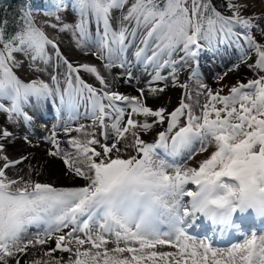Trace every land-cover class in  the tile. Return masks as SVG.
<instances>
[{"label": "snow or ice", "instance_id": "6c2138e0", "mask_svg": "<svg viewBox=\"0 0 264 264\" xmlns=\"http://www.w3.org/2000/svg\"><path fill=\"white\" fill-rule=\"evenodd\" d=\"M247 6L226 0L231 15H224L212 0H54V10L45 12L53 18L46 26L70 33L76 49L99 60L109 74L122 69L113 80L131 83L127 52L135 44V63L152 70L148 86L138 88L137 95L112 90L96 65L70 61L30 11L21 13L8 38L0 28V113L9 123L15 118L31 125L33 117L25 109L48 101H58L69 114L83 105L91 120L64 127L74 151L61 148L55 130L46 138L52 145L47 154L63 161L66 174L84 181L71 187L33 180L31 171L27 180L10 177L8 171L28 157L11 160L4 154L16 134L0 127V264H22L30 249L42 256L23 264H264V234L245 235L240 243L217 249L180 227L197 212L196 190L202 186L214 185L218 200L225 202L235 197L237 186L243 190L254 183L264 191V43L252 34L264 37V25L262 17L241 12ZM69 10L72 23L60 16ZM233 37L242 38L247 48L230 71L247 64L255 76L238 81L225 95L223 89L207 88L193 64L201 51H214L218 38ZM250 53L254 63H248ZM25 61L36 78L25 81L17 74ZM185 68L187 79L197 82L196 95L207 97L203 105L197 101L199 114L185 98L170 112L146 105L169 80L191 100L189 84L179 80ZM81 72L100 87L86 83ZM159 82L164 86H153ZM162 125L153 142L142 138L141 133ZM72 132L79 135L72 137ZM24 140L31 142L27 135ZM212 142L215 150L198 166H188ZM189 183L195 190L186 187ZM29 229L36 231L29 235ZM109 243L115 247L109 249ZM157 246L176 251L158 252ZM64 253L70 254L67 259Z\"/></svg>", "mask_w": 264, "mask_h": 264}, {"label": "rangeland", "instance_id": "374dc122", "mask_svg": "<svg viewBox=\"0 0 264 264\" xmlns=\"http://www.w3.org/2000/svg\"><path fill=\"white\" fill-rule=\"evenodd\" d=\"M234 3L237 4H247V8H241V12L244 15H253V14H258V16L262 17V19L259 21L261 23V25H264V0H233ZM256 7H259L261 9L258 10L256 9ZM258 10V11H256ZM257 12V13H256ZM114 16L119 15V11H115L113 13ZM60 16L69 23L74 22L75 20V16L73 15V13L69 10L68 12H60ZM33 19L34 22L36 23L37 26L44 28V31L49 35V37L53 38V39H57L58 43H59V47L62 50V53L70 60L75 62L76 64H80V63H90L93 65H96L99 70L101 71L102 75L105 76V72L102 66V63L99 60H96L95 58H88L87 55H83L81 51H78L72 41V37L71 34L68 32L65 33H57L55 30H53L50 27H47L45 24V21L51 20L53 19L52 17L46 16L45 13H37L33 15ZM113 23H115V21H113ZM239 30V29H238ZM253 36L255 37V39L258 42L264 43V37H262V35L259 32H253L252 33ZM136 43H139V41L137 40ZM203 44V42H201ZM247 48V45L245 44L244 40L241 39H237L235 37L233 38H226V39H219L217 40V42L214 45V51L209 52V51H201L200 55L198 56V59H204L202 60V63H204V61L208 64H210L209 66L200 63L198 66L199 69V80L202 81L207 88H211L214 91L219 90V89H223V93L222 94H229L228 90L230 89L231 86H234L237 84L238 81H243V82H247L248 79L253 78L255 76V73L248 67L247 64H241L240 67L238 69H236L235 71H230V69L233 68L234 65H236L237 63H239V58L243 53V50ZM135 51V44L129 48L128 52H127V57L130 61H132L131 64V68L130 70L133 72V69H137V70H142L141 74L137 75V72H133V77H135L136 75L139 76V80L143 79L145 80V83H137L136 85H133L132 82L131 83H127L125 82L124 79H122V82H114L109 80V82L112 85V90L114 86L120 87V90L118 91L119 93L122 94H127V95H137V89L138 88H146L148 86V82L150 81V77H148V75L152 74V70L151 68H149L147 71H145L144 67L140 64L135 63V58L133 56V52ZM147 55H151V48L149 49ZM20 58V57H18ZM232 60V61H231ZM90 61V62H89ZM255 61V55L254 53H250V59L248 61V63H254ZM216 64L218 70H216L215 68H212V64ZM27 61H25V66L21 67L20 69H17V74L20 76L21 79L28 81L31 79L36 78L37 74L36 73H29L27 71ZM204 69V70H203ZM150 70V71H149ZM184 70H187V68H185ZM183 70V71H184ZM203 70V72H202ZM209 71L210 74H203L205 73V71ZM49 71H51V69H49ZM61 72H63V69H60ZM122 71V69L117 68V73H120ZM144 72H148V74H144ZM162 74L166 75L167 74V70H164L162 72ZM227 74V75H231L233 79H235V81H231V80H226V81H221L219 83L216 82V80L218 79V77ZM239 74V78H234L235 75ZM264 74V73H261ZM40 78L44 79L45 81L49 80V77L47 75L44 74H39ZM238 77V75L236 76ZM139 80H134L132 79V81H137L140 82ZM180 80V77H179ZM185 82H187L189 84V89L187 91H190L191 93V100H188L185 97V89H182V98H185V102L190 103L192 105L193 111L196 114H199L201 111V108L198 106L197 101H199V105H203L206 102V95H200L197 96L196 93L198 91V85L197 82L195 80H186ZM92 86H94L95 84H92ZM96 85H99L98 81H96ZM153 86H164L163 82H159ZM170 86H173L171 84V81L169 80L167 83L166 88H169ZM98 87V88H99ZM173 88V87H172ZM179 89V86H176V90ZM115 91V90H114ZM7 102V101H6ZM58 102V101H56ZM5 103V102H4ZM59 103V102H58ZM220 105H218L219 107ZM46 107H49V112L51 113V107L52 108H56L55 106V102L53 101H48L46 103L41 104L40 106H35L34 104L32 106H29L25 109V111H27L28 113H33L34 111H40L41 113H45L46 111ZM130 110V109H129ZM60 113L62 114L61 110ZM86 120L87 122L85 123H80L77 126L83 124V125H89L91 124V120L89 119L88 116H86ZM13 123H9L8 121V117L6 113H0V127L2 126H6L8 127L10 130H12L13 132H15L16 136L14 138V142L12 143H7L6 147H5V151L4 154L7 155L9 157V159L11 160H15L18 159L21 156H27L28 159L25 160L22 164L17 165L16 168L10 169L8 171V175L10 177H18V176H23L25 180L28 179V174L31 171L32 172V179L33 180H37L41 183H49V184H53L57 187H71V186H79V185H83L84 181L82 179L79 178H74L72 175L66 174V167L63 164V161L60 158H55V157H51L49 156L50 160H54L58 162V164L61 165V169L58 170L59 171V175L61 176L63 179H67V182L62 181V178L60 179V177H57L55 179H51V178H47L45 175L42 174L41 172V166L38 168L37 165L38 163H44L45 161H41L37 160L39 157L38 156H30V155H25L24 152L17 150V146L20 145V142L18 141V139L24 140L25 134H22L21 129L23 128L24 123L23 122H15V118ZM74 122V121H72ZM71 120L69 119V123H72ZM77 123V122H76ZM54 126V125H53ZM66 126V124L64 125V127ZM75 126V127H77ZM63 125L60 128L55 127V131L56 133L61 132L64 130ZM74 127V128H75ZM60 130V131H59ZM89 131H92V129H88ZM98 131V129H97ZM79 134H77L76 132H72L70 134V136L75 137ZM29 137L30 140H42V150H45L48 152L49 150L52 149V145L48 142V140L46 138H44L42 135H35V134H28L27 135ZM48 138V137H47ZM69 137L65 135V133L63 132L62 134H57V139L59 141H61V148H64L66 150L69 151H74V149H69L68 145L66 143L67 139ZM132 137L129 135L128 136V141H131ZM215 150V145L214 142L209 143L206 147V151L203 153H198L197 155H195V157L189 162L188 166H198L199 162L202 161L203 159H206L212 151ZM48 155V154H47ZM3 164V161L0 160V165ZM46 164V162L44 163ZM29 165H31L32 167L30 168ZM169 172H171V169H169ZM37 173H39V175H37ZM41 173V174H40ZM22 184H18L15 187H22ZM188 189L190 190H195V185L192 184H188L186 186ZM185 201H187V198H185ZM240 215L245 216L247 215V220L243 221L241 219V217H234L235 215ZM195 215H199V212H196L194 214V219L192 221H183V223L180 224V227H182L185 231V234L192 237L195 240H204L207 241L208 245L212 248H217V249H221V248H228L231 247L233 244L236 243H240L243 239V237L245 235H250L252 233H256L257 235L259 234H264V216H257L256 214L254 215V212L251 209H247V210H241V209H235L233 211V215L230 221L228 222H221L218 223V225L214 224L213 226H203L201 228V222L202 221H207L205 220L206 218H199L196 217ZM253 216H257L260 217L258 218L259 220L253 219ZM251 222V223H249ZM189 223V224H188ZM192 226H191V225ZM36 230L35 229H29V235H31L32 233H34ZM54 247V242L53 245ZM123 246V245H121ZM75 247V245H73V248ZM85 248L90 247L89 245H84ZM107 247L109 249L115 247L114 244L109 243L107 245ZM33 250L30 249L29 250V255L25 256L23 258V260H27V261H32L35 259H38L42 256L41 253H37V255H32L31 252ZM156 251L158 252H163V251H169V252H175L176 249L174 248H170L167 246H157ZM66 259L67 257L70 255L69 253H64L62 254ZM124 256H129V254L127 252L123 253ZM74 259V257H73ZM23 260H22V264H23ZM14 264V262H13Z\"/></svg>", "mask_w": 264, "mask_h": 264}, {"label": "bare ground", "instance_id": "6f19581e", "mask_svg": "<svg viewBox=\"0 0 264 264\" xmlns=\"http://www.w3.org/2000/svg\"><path fill=\"white\" fill-rule=\"evenodd\" d=\"M256 9L260 10L261 9L259 7H256ZM256 10V11H258ZM257 13V12H256ZM258 15V14H257ZM88 58L92 59L94 57L87 55ZM202 60L204 59H198L195 62V64H193L194 67H198L197 65H199L200 63H202ZM135 61V60H134ZM90 62V61H89ZM200 62V63H199ZM207 66H209L210 64L206 63L204 61V63ZM212 68H215L216 70H218L217 65L214 63L211 65ZM204 70V69H203ZM202 70V72H203ZM210 70L205 71V75L210 74L209 73ZM105 73V77L108 80L114 81V82H122V79H118V80H113L112 76L116 74L117 72V68H113L111 74H109L108 72L104 71ZM140 74V72L138 73ZM81 78L88 84L91 85L92 84H96V80L95 78L85 72H81L80 73ZM190 75L188 69L184 70L180 73L179 77H180V81L181 82H185L187 80V77ZM238 75V77H236ZM235 75L234 78H239V74ZM226 80H231V81H235V79L232 78L231 75H225L223 80H216L217 83L221 82V81H226ZM93 87H99V86H93ZM173 87V88H172ZM113 90L115 91H119L120 87L114 86ZM182 88L179 87V89L176 90V86H170L169 88H165V91L163 93H159L157 94L155 97L153 96H149L146 100L145 103L147 106L152 107L153 109H157L161 106H164L167 108V110L170 112L172 110H174L175 107L178 106L179 101L182 99ZM31 114V113H30ZM39 115H40V111H34L31 116L33 117L32 123L31 125L26 126L24 124L23 128L21 129L22 134L28 135V134H35V135H42L44 138L50 137L51 133L55 130V127L53 126L54 123H48V124H44L40 119H39ZM69 119L71 121H74L72 123H69ZM137 119L139 120H144L145 118L143 117H137ZM149 121L152 120V118H148ZM59 124L63 123L66 124L67 126L70 127H75L80 123H85L87 122V120L85 119V111H81L79 110L78 112H73L71 114L67 113L66 116L65 114L62 115V117H58V120H56ZM77 122V123H76ZM166 125H162L160 127H154V129L150 130V132L148 133H141L142 138L147 141V142H153L154 138L156 137V134L162 130ZM60 131V130H59ZM63 131L58 132L57 134H62L63 135ZM18 141L20 142V145H18L16 148L17 150H20L22 152L25 153V155H30L31 157L34 156H38L39 158L37 160H40L43 162L45 161L46 164H42L41 162L38 163L37 167L39 168L41 166V172L43 175H45L47 178H51V179H55L57 177H60V179L62 178L59 175V171L61 169V165L58 164L57 160H50L49 155H47V151L42 150L43 144H42V140H30L31 142H26L25 140H21L18 139ZM41 174V173H40ZM40 176V175H39ZM63 183L67 182V179H63L62 178ZM195 214V213H194ZM194 214L185 217V221H192L194 219ZM255 215V214H254ZM196 217L199 218H206L203 214L199 213V215H195ZM207 221H202L201 222V228L203 226H213L214 224L218 225V223L221 222H214V221H209L208 219H205ZM243 220H247L246 217H243ZM214 223V224H212ZM251 223V222H249ZM189 224V223H188ZM191 225V224H190ZM192 226V225H191ZM220 226V225H218Z\"/></svg>", "mask_w": 264, "mask_h": 264}, {"label": "clouds", "instance_id": "9594fccd", "mask_svg": "<svg viewBox=\"0 0 264 264\" xmlns=\"http://www.w3.org/2000/svg\"><path fill=\"white\" fill-rule=\"evenodd\" d=\"M196 191L199 192L195 197L196 210L209 221L228 222L234 209H251L257 216H264V191L254 183L243 190L237 186L235 197L227 202L218 200L219 192L214 185H205Z\"/></svg>", "mask_w": 264, "mask_h": 264}, {"label": "trees", "instance_id": "16d2710c", "mask_svg": "<svg viewBox=\"0 0 264 264\" xmlns=\"http://www.w3.org/2000/svg\"><path fill=\"white\" fill-rule=\"evenodd\" d=\"M212 5L224 15H231L226 8V0H212ZM54 10V0H0V28L5 38L17 30V21L22 12L37 13Z\"/></svg>", "mask_w": 264, "mask_h": 264}]
</instances>
